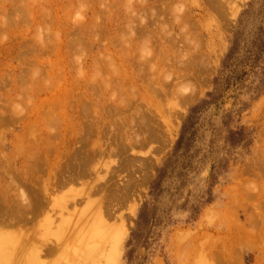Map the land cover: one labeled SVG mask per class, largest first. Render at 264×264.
Returning <instances> with one entry per match:
<instances>
[{"label": "rangeland", "instance_id": "1", "mask_svg": "<svg viewBox=\"0 0 264 264\" xmlns=\"http://www.w3.org/2000/svg\"><path fill=\"white\" fill-rule=\"evenodd\" d=\"M262 161L264 0H0V264H264Z\"/></svg>", "mask_w": 264, "mask_h": 264}, {"label": "bare ground", "instance_id": "2", "mask_svg": "<svg viewBox=\"0 0 264 264\" xmlns=\"http://www.w3.org/2000/svg\"><path fill=\"white\" fill-rule=\"evenodd\" d=\"M159 1V0H158ZM161 3L160 4H162V1H160ZM28 3H30V2H28ZM143 4H144V2H143ZM165 4V3H164ZM23 5H24V3H23ZM27 8H28V6H23V9L24 10H26L27 11ZM157 8V7H156ZM161 8H163V7H161ZM158 9V8H157ZM150 10V9H149ZM144 12L145 11H147L146 9H144L143 10ZM148 12V11H147ZM146 12V13H147ZM156 12H159V11H156ZM154 13V12H153ZM149 15L150 14H152V13H148ZM158 14V13H157ZM156 14V16H158ZM160 14V13H159ZM164 14V13H163ZM147 15V14H146ZM161 15V14H160ZM167 15V14H166ZM154 16V15H153ZM142 18V20L144 19V17H141ZM154 19V18H153ZM155 20H156V17H155ZM147 22V21H146ZM151 22V21H150ZM150 22L148 23V25L150 24ZM156 23L157 22V20L156 21H154L153 20V23ZM158 22H160L159 20H158ZM157 22V23H158ZM145 23V22H144ZM154 23V24H155ZM146 24V23H145ZM151 25H153V24H151ZM151 25H149V27H151ZM157 25V24H156ZM142 27H143V25H142ZM136 30V29H135ZM160 30V29H159ZM133 31V30H132ZM141 31V30H140ZM162 31V30H161ZM147 33V32H146ZM162 33V32H161ZM138 34V33H137ZM142 35H143V33H142ZM134 36V35H133ZM158 38H159V40H163L164 39V37H159L158 36ZM78 40V39H77ZM166 42V41H165ZM172 42V41H171ZM173 44V43H172ZM175 47V46H174ZM173 47V48H174ZM194 57V56H193ZM197 58V57H196ZM201 59V57L198 59V60H200ZM202 60L203 59H201L200 61L202 62ZM197 61V60H196ZM191 62H192V60H191ZM202 63H204V62H202ZM202 63H199V64H197V62H196V66H201V67H203L202 66ZM191 64V63H190ZM194 65H195V60H194ZM191 66H192V64L190 65V69H191ZM195 67V66H194ZM185 68H187V67H185ZM184 68V69H185ZM204 68V67H203ZM189 70V69H188ZM198 70H199V67H198ZM190 71V70H189ZM200 71V70H199ZM119 73V72H118ZM99 86H100V88L102 89V91H108L106 88H108V89H110L111 87H113L110 83L108 84V82H106L105 83V87H104V82L102 81V84H98ZM96 88H97V86H96ZM99 91V90H98ZM97 92V91H96ZM101 93V92H100ZM186 98V97H185ZM184 98V99H185ZM84 100V99H83ZM186 100L188 101V99L186 98L185 99V102H186ZM87 104V103H86ZM3 118V117H2ZM5 119V118H4ZM3 119V120H4ZM2 120V121H3ZM25 135V134H24ZM20 136V135H19ZM24 137V136H23ZM20 138V137H19ZM75 164V163H74ZM73 164V165H74ZM69 165H71V164H69ZM80 165V164H79ZM78 165V166H79ZM75 166L76 165H74V168H75ZM255 169H259L260 170V174L261 173H264V161H262L261 162V164H260V166L258 167V168H256V166L254 167V169L253 170H255ZM256 171V170H255ZM260 174H257V175H260ZM70 179L71 178H68L67 180H69L70 181ZM66 180V179H65ZM64 182V181H63ZM62 182V183H63ZM59 183V182H58ZM65 183H67V182H65ZM46 184H48V183H46ZM61 184V183H60ZM118 196H116V198H120L119 197V194H117ZM24 196V195H23ZM115 197V196H114ZM126 197V196H125ZM24 198V197H23ZM123 198V197H122ZM115 200V198H112V200ZM25 201V200H24ZM117 201V200H116ZM113 202V201H112ZM118 202V201H117ZM119 202H121L120 200H119ZM114 203V202H113ZM43 204V203H42ZM43 205H45V204H43ZM111 205H113V204H111ZM110 205V206H111ZM39 206V205H38ZM109 207V206H108ZM107 207V208H108ZM110 209V208H109ZM113 209V208H112ZM38 210V209H37ZM108 210V209H107ZM107 210H106V213H107ZM111 210V209H110ZM39 211V210H38ZM110 212H112V211H110ZM108 214L110 215L111 213H109V211H108ZM107 214V215H108ZM243 227L244 228H246V229H248V231H246L245 232V234L248 236V237H253L254 239H257V238H261V237H259V236H264V205H263V207H259L258 209H254V211H253V213L250 215V216H248L247 217V219H246V223L243 225ZM181 234V233H180ZM192 234V233H191ZM182 236H185V235H183V233L181 234ZM180 235V236H181ZM177 236V235H176ZM178 236H179V234H178ZM177 236V237H178ZM179 236V237H180ZM189 236V235H188ZM183 238V237H182ZM187 238V237H186ZM177 239V238H176ZM184 239V238H183ZM178 240L179 239H177V242H178ZM254 248H251V249H249L250 250V252H249V254L250 253H255L257 250L256 249H254ZM261 252L262 251H264V248L262 249V250H260ZM87 254V253H86ZM222 257H223V259L225 260L226 259V255H222L221 256V259H222ZM244 258H243V260H242V263H240V264H246L245 263V256H243ZM2 258V255L0 254V259ZM97 258H98V256L97 255H92V254H90V255H88L87 254V257H86V259H88V261L89 260H91V261H93V262H102V260H103V257L102 256H99V260H97ZM113 259V258H112ZM112 259H108L107 261H108V264H112V262H110V260H112Z\"/></svg>", "mask_w": 264, "mask_h": 264}]
</instances>
